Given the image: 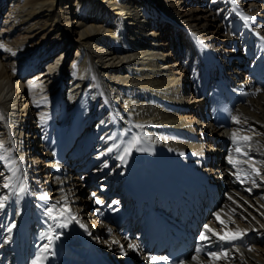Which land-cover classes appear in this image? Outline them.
I'll return each mask as SVG.
<instances>
[{"label":"bare ground","instance_id":"6f19581e","mask_svg":"<svg viewBox=\"0 0 264 264\" xmlns=\"http://www.w3.org/2000/svg\"><path fill=\"white\" fill-rule=\"evenodd\" d=\"M244 15L255 19L246 23ZM181 33L196 41L201 62L192 90L191 70L179 62ZM257 33L264 36V0H0V155L8 158L0 160V184L14 161L28 188L0 212V264H30L54 223L47 207L56 204L58 216L65 196L76 220L45 264H151L172 234L192 241L185 264H264V181L251 167L264 173V91H256L264 89V40ZM132 135L149 150L133 149L124 162L106 151ZM129 177L143 194L114 216L107 207L117 196L113 184L130 187L122 181ZM149 215L159 241L152 249L132 232ZM203 219L221 234H247L225 242L207 233L212 239L202 242ZM208 251L229 256L208 258Z\"/></svg>","mask_w":264,"mask_h":264},{"label":"snow or ice","instance_id":"6c2138e0","mask_svg":"<svg viewBox=\"0 0 264 264\" xmlns=\"http://www.w3.org/2000/svg\"><path fill=\"white\" fill-rule=\"evenodd\" d=\"M231 3L236 5L237 0H231ZM238 6V5H237ZM254 16L250 15H244L243 20L247 23L249 21L254 20ZM256 35L260 36L259 33ZM261 40H264V36H260ZM5 46L0 43V48H4ZM8 51H11L10 49H7ZM257 92H262L264 89H257ZM255 94V93H253ZM46 102V98L44 101ZM46 119V114H41V121L43 122ZM234 120H237V123H239V120L236 117H233ZM136 127H140V125H136ZM128 132L127 130L125 131L124 135H127ZM103 139V137H102ZM108 139L115 140V136H109ZM233 139H236L235 133H233ZM242 140L244 141H251L253 138L250 136H244L241 137ZM141 138L138 135H132L128 140L126 141H121V143H113L112 146L107 148V152L111 153L114 150H117L119 152V155L117 156V159L124 162L126 160V157L131 155V152L133 149L136 151H148L149 149L139 147L141 144ZM123 144V147L121 146ZM5 150V144L3 141H0V151ZM237 152H240V149L237 148ZM243 155L247 156L248 152L242 153ZM105 152H101L100 156H104ZM7 157L0 155V160L7 161ZM229 163L235 165L238 163L237 161H234L231 157L229 156ZM9 168L10 175L6 176L4 178V182L0 184V188L7 190L6 193H0V212L4 211L9 207V203L15 198V199H20L23 194H26L28 192V188L26 183L21 180V174H20V169L15 166V162H9L7 164ZM105 167H107V164H105ZM253 173L255 174L256 177H259L261 181H264V173H261L260 169L256 168L254 165L251 166ZM239 179V176H237ZM242 183L244 182L243 180L241 181ZM252 184H256V180L252 179L251 181ZM252 189L249 188L248 191H251ZM92 196L95 197L96 194L92 193ZM231 198V197H229ZM39 199L42 201H47L50 199V197L47 194H42L39 196ZM62 199L65 201V206H63L60 211L59 215H53V210L56 209V204H52L51 206L47 207L46 209V215L49 217L51 221L54 223H49L48 224V231L43 234V238L46 239L47 243H44L40 248L37 250V254L33 256V258L30 260V264H45V261L47 260V256L44 254L47 252H50L52 247L54 246V243L56 240H59L60 237L63 235V229L68 227V223L76 220V216L71 213V210L66 207L67 205V197H62ZM95 202L97 204H102L103 201H101L99 198H96ZM59 203V201L57 202ZM113 204H119V201H113ZM67 212V215L65 214ZM262 216H264V213H261ZM216 219L219 221L221 225L225 223L224 220L220 218V213L217 212L215 213ZM247 219V217H245ZM79 221H77L78 223ZM233 224L235 223L234 221L232 222ZM80 227L85 228L86 226L83 224H80ZM238 227V226H237ZM264 227V225H262ZM16 228V223L13 220L12 223L7 226V231L9 234L13 232V230ZM59 230V231H58ZM109 232L112 231V229H108ZM207 233H212V236H214L217 240L219 241H225V242H233L236 240H242L244 236L247 234V230H239V231H226L223 234H221L219 231L210 228L209 225H204V231H202L199 235V240L204 242V241H209L212 239V236H209ZM90 234V233H89ZM11 237L9 236L8 239ZM7 242V241H6ZM113 243L119 244V241H112ZM129 248L133 249H138L140 246L135 243H129L128 244ZM121 250L123 251V245H121ZM249 251H254L251 247L248 249ZM237 252H239V249H236ZM202 252V248L198 247L196 249V255H193L191 259L193 261H198V257L200 253ZM126 254V253H124ZM205 255L208 258H215L217 260L219 259H226L229 256L228 251H208L205 253ZM241 258H243V253H240ZM149 261L151 264H160V262H167L169 261L168 256H149L148 257ZM177 264H185L183 260L177 261ZM202 264V262H201Z\"/></svg>","mask_w":264,"mask_h":264},{"label":"rangeland","instance_id":"374dc122","mask_svg":"<svg viewBox=\"0 0 264 264\" xmlns=\"http://www.w3.org/2000/svg\"><path fill=\"white\" fill-rule=\"evenodd\" d=\"M163 33H164V36H166V34L168 35V33H171V29H169V28H166V29H164V31H163ZM175 36V35H174ZM176 37V40H177V42H178V48H179V62H180V64H183V66L184 65H186V68L188 69V70H191L190 72H189V75H188V77H189V85H190V90H192L193 88H195V86L199 83L198 81H197V79L199 80V78L197 77V70L196 69H198L199 70V72H201V68L200 67H198V64H197V62H199L200 63V65H201V62H200V60H199V58L197 57V55L195 54V52H196V49L194 50V49H192V46H191V44H190V42L188 41V44L187 43H185L184 41V39H185V35H183L182 33L180 34V35H178L177 34V36H175ZM188 38H190V37H188ZM191 39V38H190ZM183 41V42H182ZM181 44V45H180ZM78 50H77V48H75V47H73V48H71V50H70V52H69V55L68 56H66L65 57V59H64V65H70L71 64V61H72V58H73V56H74V54H76V52H77ZM191 56V58H190V60L188 61V57H190ZM192 60V61H191ZM184 62V63H183ZM193 62V63H192ZM193 65V67L192 66H190V65ZM187 66H190L191 67V69L190 68H188ZM200 68V69H199ZM38 70L37 69H34V70H32V72L33 73H35V72H37ZM31 72V73H32ZM35 75V74H34ZM32 77H34L35 78V76H32L31 75V78L29 77L28 79H33ZM191 77V78H190ZM194 79V80H193ZM196 82V83H195ZM198 82V83H197ZM193 84V85H192ZM43 91H45V89H43V88H41L38 92H37V96H40L41 95V93H43ZM30 91H27V94H28V97H32L34 94L31 92L30 94ZM31 94H33V95H31ZM105 164H106V160H104L103 162H101V167L102 166H105ZM121 173V174H120ZM122 174H123V172H119L118 173V177H120V176H122ZM116 184V183H115ZM115 184H113V186L115 185ZM251 184V183H250ZM248 185V187L249 188H252L251 187V185ZM111 189V188H110ZM115 194H117L116 192H115ZM263 197H264V195H263ZM208 209V208H207ZM208 211H209V209H208ZM207 211V212H208ZM205 221H204V219L203 220H201V221H198L197 222V228L198 229H202L203 227H204V223Z\"/></svg>","mask_w":264,"mask_h":264}]
</instances>
